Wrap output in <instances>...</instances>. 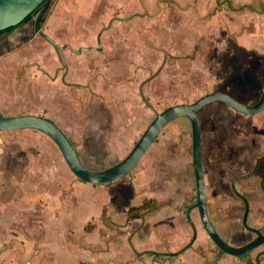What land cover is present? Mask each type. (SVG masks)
<instances>
[{"label": "rangeland", "instance_id": "rangeland-1", "mask_svg": "<svg viewBox=\"0 0 264 264\" xmlns=\"http://www.w3.org/2000/svg\"><path fill=\"white\" fill-rule=\"evenodd\" d=\"M132 3L57 0L56 11L71 30H79L66 34L56 28L53 41L70 49L66 54L71 57L63 61L32 28L1 34L0 114L36 113L52 119L80 161L90 170L101 171L127 157L156 116L171 106L192 104L213 92H226L245 105L259 101L264 92L263 53L246 50L251 57L249 68H254L248 81L242 59L232 52L230 43H206L215 29L206 12L192 17L179 12L173 0H152V6L138 14L131 9ZM212 3L229 15L258 9L250 0L240 8L234 0ZM63 36L72 43H64ZM216 56L223 63L220 66L215 64ZM198 117L208 208L216 217V212L240 207L241 214L232 221L242 233L246 200L248 204L256 196L264 205L262 182L250 180L258 167H263L264 175V157L257 160L254 154L256 137L264 136V111L246 116L217 102L199 110ZM192 141L189 119L173 120L131 172L99 186L100 196L106 200L120 188L125 199L130 192V202L143 201L156 190L166 201L176 198L170 191L173 186L188 203L186 210L197 236L204 227L195 207ZM171 161H177L179 168L170 166ZM184 161L188 163L182 165ZM49 175L52 189L46 190ZM251 183L252 195L246 192ZM80 185L84 193L92 194V186H85L71 172L45 134L0 132V264H122L112 258L120 257L122 242L132 243L129 233L140 225L132 226L128 205L113 211L116 204L100 200L99 209L88 214L96 199L83 198V205L67 223L73 225L85 217L83 221L65 232L53 231L54 223L63 220L64 209L78 205L74 189ZM227 201L233 208L221 207ZM166 203H158L157 208ZM231 235L221 239L238 248L243 238Z\"/></svg>", "mask_w": 264, "mask_h": 264}, {"label": "crops", "instance_id": "crops-1", "mask_svg": "<svg viewBox=\"0 0 264 264\" xmlns=\"http://www.w3.org/2000/svg\"><path fill=\"white\" fill-rule=\"evenodd\" d=\"M122 1L124 3L125 0ZM132 1L133 3L131 9L135 10V12H137L138 14L143 13L148 8V6H152L153 4L152 0H132ZM160 1L163 2L164 0H160ZM56 2L57 0H52V5L49 10L50 12L46 14L44 22L39 25L40 28L37 27L38 15L34 16L29 23L21 26V28L26 27L24 29L26 31H30V28H32V32L34 33V35L37 36L39 34L41 36V33H43L44 35L49 37L52 41L55 37V32L57 27L59 28L58 30L63 31L66 34L67 32H72V34H76L77 32H79V30H71L72 26L69 24L67 19H63V16H61L62 14H59V12L56 11L55 8ZM173 2H174L173 5L176 7V9L179 12L186 15H190L192 17L196 13L203 15L206 12V17L207 16L210 17L209 21L212 24V26H214L215 28L214 31H212L213 33L208 37L209 40L206 41V43H219L220 46L222 43H230V47L233 50L232 52L240 60L242 59L241 62L244 66L243 69L245 70V75H247L246 78L248 81H250L251 79L250 74L254 71V68L252 66L251 68H249V64H250L249 60L251 57L246 52V50L258 51L259 53L264 54V0H257V1L250 0V2L253 5L254 4L258 5V9L254 7L255 10L246 9L242 11L233 12L235 13L234 15H229V13L225 11V9L219 10V8H217L212 3V0H173ZM234 2L240 5L239 6L240 8L242 4H244L245 2H249V0H234ZM190 10H194L195 13H191ZM43 26H44V30H42ZM21 28H17L13 31L16 32ZM42 38L45 39L44 37ZM63 41H65L64 43H72V41L69 40L68 37L66 36L64 37ZM48 43L50 42L48 41ZM57 43H61V41H57ZM53 48L57 54L58 59L60 58L59 60L63 61V58L65 59L66 57L67 58L71 57V55L66 54L67 51L68 52L70 51V49L67 46L60 47V45H58V48H55L54 46ZM61 54H63V56H61ZM219 60L216 56L215 64L218 66L223 64L221 63L222 61ZM217 93H223L228 95L226 92H217ZM236 101L244 104V102L242 101L239 100ZM29 115L38 116L36 113L34 114L30 113ZM23 130H33V129H23ZM23 130H13L11 132L23 131ZM33 131H37V130H33ZM4 132H9V131H4ZM255 140H256L255 141L256 149L254 150V154L257 155L256 159L259 160L262 157H264V136H257ZM184 162L186 163H183L182 165L188 163L187 161ZM170 164H171L170 166H174L176 169L179 168L176 167L178 165L177 161H175L174 164L173 161H171ZM262 170L263 167L262 168L258 167L256 174L252 176L253 179L251 177L250 180L251 181L254 180L255 182L256 181L255 179H257V184L259 182L261 183L262 179L264 182V175ZM19 174H22L21 168ZM193 179L195 180L194 177ZM47 180L50 186L48 185L49 188L46 190L52 189V185L50 183L51 175L47 177ZM32 182L33 181H30L29 183L31 184ZM84 184L85 186H92V188L89 189L91 190L92 194L90 193L91 195H88L84 193L83 192L84 189H82L83 188L82 185L77 186L74 189L75 190L74 195L78 200V205L70 209H64L65 210L63 212L64 218L63 220H59L57 221V223H54L55 226H53L54 229L53 231H57L58 233H60L61 231L65 232L66 230L76 226L79 222L83 221L85 217L83 219H80L79 222H76L73 225L71 223H67L68 218L71 216V214H73V212H75L78 207H81L83 205V198L92 196V198L96 199L94 200L93 205H91L88 214L92 211H96L99 209L100 200H102L105 204L106 202L111 205L116 204V207H111L113 211H117L128 205L127 213L128 215L132 216V220H131V224H133L132 226H134L135 228L136 227L135 225H139V224L140 225L134 229V233H129L131 234L130 236H132V243L130 244L127 241L122 242L121 244L122 253L119 254L120 257L115 259L112 258L113 259L112 261H117V262L121 261L122 264H127V262L128 264H264V244L244 256L234 257L221 251L214 244V242L209 237V235L207 234L206 230H204V228H202V230L198 232L196 236V231L195 230L193 231L194 228L192 227L190 222V212L189 211L187 212L186 210L188 208L187 205L188 203L185 199L182 200V195L177 194V191H175L174 189L175 187L173 186L170 191L174 194L173 196L176 197L175 199H169L163 201L162 197L165 198L164 194L162 193L158 194L156 190H153L154 192L152 191V193L148 194V196H146V198L143 201L141 200L137 201V199L135 198L134 200L132 199L130 202L129 199L130 192L128 190L127 191L129 192V195H127L126 199L124 198L125 196L121 194V191H119L120 190L119 188L109 196L107 195L108 197H106L107 199L105 200V198H103L104 196L102 195L100 196L99 194L100 192H102L100 189H98L100 185H93L88 183H84ZM251 184L252 186H250L249 189L247 188L248 191L246 190V192H248V194L250 195H252L253 193L250 189L254 187L253 186L254 183ZM261 186L264 188V184H261ZM253 191L255 192L256 190ZM258 192L262 194V191L258 190ZM206 196H207V189H206ZM149 200H152L153 202L152 204L154 206H152L151 208L149 207L146 210H143L139 213H130V209L132 207H138L142 205L145 201H149ZM160 202L161 203L167 202V203L166 205L164 204L159 208H157L158 207L157 205ZM246 202L248 201L246 200ZM260 202L261 200L260 199L256 200V196H255L251 198L250 202L247 204L246 207L248 209V216L247 218H245V215L244 217H242L243 227L241 226V229L245 230L242 231V233H239V228H240L239 225L237 226V224L235 223L233 224L232 221L237 219V217H239L238 215L241 214V212H239L240 207H238L237 205H233V203H230V201H227L221 207H226L229 209V208H233L232 207L233 205L234 208H236L237 210L234 209L227 210L225 213L216 212V217H214L208 208L207 200H206L207 214L217 234L221 232L220 238L222 236L227 238L230 236V233L233 235L239 234L240 238L243 239L242 241H240L238 247H242L244 246L245 243L249 242L250 240H253L256 237L255 233L248 232V229H244L243 219L244 220L246 219L245 224L246 223L249 224V225L247 224V227L251 229H255V231H259L260 233H264V205H261ZM103 217L102 219H104ZM141 225H144V230H142V228L139 229ZM86 227H85L86 229L85 231L91 234L92 231L90 227L89 228ZM232 227L234 228V231ZM193 232H194V237H193ZM113 256H115V254H113ZM110 259L108 257L107 261Z\"/></svg>", "mask_w": 264, "mask_h": 264}, {"label": "water", "instance_id": "water-1", "mask_svg": "<svg viewBox=\"0 0 264 264\" xmlns=\"http://www.w3.org/2000/svg\"><path fill=\"white\" fill-rule=\"evenodd\" d=\"M44 1L0 0V32L10 27H16L27 16L36 11ZM41 36L48 40L55 48H58V45L49 37L43 33H41ZM215 102L223 103L237 113L253 116L264 111V92L255 105H244L229 95L213 92L203 96L192 104L171 106L156 116L127 157L116 165L101 171H93L84 166L69 139L51 119L35 115L2 116L0 114V132L33 129L46 134L58 146L69 169L79 180L88 184L103 185L114 182L131 172L168 123L178 118L189 119L192 126L193 167L197 188L196 207L199 211L201 222L209 237L221 251L234 257H241L263 245L264 235L256 232L257 238L250 243L238 248L231 247L217 234L207 214L201 124L198 112L203 107Z\"/></svg>", "mask_w": 264, "mask_h": 264}, {"label": "trees", "instance_id": "trees-1", "mask_svg": "<svg viewBox=\"0 0 264 264\" xmlns=\"http://www.w3.org/2000/svg\"><path fill=\"white\" fill-rule=\"evenodd\" d=\"M51 5H52V0H45L42 3V5L36 11H34L29 16H27L20 24H18L16 27H10L6 30L1 31L0 35L4 34V33L11 32V31L29 23L33 19V17L36 15H38L37 27L40 28L39 25L44 22L46 14H48L50 12L49 10H50ZM152 203L153 202L151 200L145 201L142 205H140L138 207H132L130 209V213H139L143 210H146L149 207L151 208Z\"/></svg>", "mask_w": 264, "mask_h": 264}, {"label": "flooded vegetation", "instance_id": "flooded-vegetation-1", "mask_svg": "<svg viewBox=\"0 0 264 264\" xmlns=\"http://www.w3.org/2000/svg\"><path fill=\"white\" fill-rule=\"evenodd\" d=\"M192 143H193V141H192ZM204 170V169H203ZM204 178H205V176H204ZM262 182V184H264V182L263 181H261ZM205 186H206V184H205ZM243 201L245 202V199H243ZM246 204V206H247V202H245ZM245 210H246V212H245V218H247V216H248V209H247V207L245 208ZM243 221H244V219H243ZM211 222V221H210ZM245 222H246V219H245ZM212 224V223H211ZM213 226V225H212ZM244 229H248V232H252V233H255V235H256V237L254 238V239H256L257 238V233L256 232H259V231H255V229H251V228H249V227H247L245 224H244ZM195 230V229H194ZM263 235H264V233H262ZM253 239V240H254ZM253 240H250L249 242H247V243H245L244 245H246V244H248V243H250L251 241H253Z\"/></svg>", "mask_w": 264, "mask_h": 264}]
</instances>
